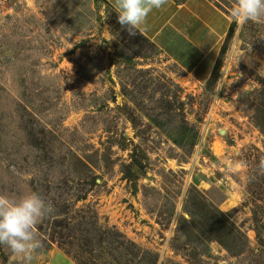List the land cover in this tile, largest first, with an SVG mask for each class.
Here are the masks:
<instances>
[{
  "label": "rangeland",
  "instance_id": "rangeland-1",
  "mask_svg": "<svg viewBox=\"0 0 264 264\" xmlns=\"http://www.w3.org/2000/svg\"><path fill=\"white\" fill-rule=\"evenodd\" d=\"M232 23L200 85L104 0H0V194L52 207L33 257L264 264V22Z\"/></svg>",
  "mask_w": 264,
  "mask_h": 264
},
{
  "label": "crops",
  "instance_id": "crops-1",
  "mask_svg": "<svg viewBox=\"0 0 264 264\" xmlns=\"http://www.w3.org/2000/svg\"><path fill=\"white\" fill-rule=\"evenodd\" d=\"M104 1L114 8V0ZM232 24L227 12L212 0H168L148 15L138 32L194 82L205 85L214 74ZM30 264L77 263L54 248L48 255L33 257Z\"/></svg>",
  "mask_w": 264,
  "mask_h": 264
},
{
  "label": "clouds",
  "instance_id": "clouds-1",
  "mask_svg": "<svg viewBox=\"0 0 264 264\" xmlns=\"http://www.w3.org/2000/svg\"><path fill=\"white\" fill-rule=\"evenodd\" d=\"M168 0H114L118 23L129 35L142 32L141 26L153 10H159ZM229 17L237 24L249 21L264 22V0H234L228 10ZM264 174V157L259 162ZM52 211L50 204L38 194L30 193L13 199L0 194V245L6 246L14 255L30 264L32 253L39 249L41 241L36 236V225Z\"/></svg>",
  "mask_w": 264,
  "mask_h": 264
},
{
  "label": "trees",
  "instance_id": "trees-1",
  "mask_svg": "<svg viewBox=\"0 0 264 264\" xmlns=\"http://www.w3.org/2000/svg\"><path fill=\"white\" fill-rule=\"evenodd\" d=\"M233 33H234V27H233V24H232V26H231V28H230V31H229V33H228V37L227 38H230V37H232V35H233ZM84 248H80V250H81V254H83V253H87V254H90V249H86L85 248V246H83ZM81 256V255H80ZM82 257V256H81ZM82 259L80 258L79 259V261H81ZM81 264H86L84 261H81L80 262Z\"/></svg>",
  "mask_w": 264,
  "mask_h": 264
}]
</instances>
